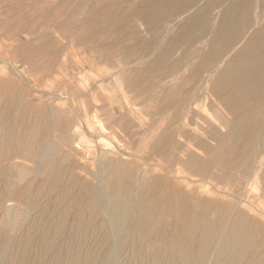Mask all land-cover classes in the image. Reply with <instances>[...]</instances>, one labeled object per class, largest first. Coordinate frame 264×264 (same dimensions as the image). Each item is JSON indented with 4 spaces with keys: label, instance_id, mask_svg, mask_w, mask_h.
<instances>
[{
    "label": "bare ground",
    "instance_id": "bare-ground-1",
    "mask_svg": "<svg viewBox=\"0 0 264 264\" xmlns=\"http://www.w3.org/2000/svg\"><path fill=\"white\" fill-rule=\"evenodd\" d=\"M143 1L148 9L143 14L142 5L143 15L168 16L173 18L171 22L178 20L168 49L195 34L202 40L200 48L204 49L208 43L207 53L188 76L182 77L178 87L174 76L168 81L171 90L154 93L103 87L85 95L87 90L78 86L67 90L66 96L75 104L70 108L73 117L68 116L70 112L63 103L48 107L44 126L32 135L21 134L16 119L4 113L0 100V185L5 189L2 192L7 193L4 196L21 205L36 207L41 199L56 193L59 178L63 177L69 186L64 189L65 194L53 196L62 209L55 223L44 228L42 221L36 219L39 244L35 260L33 255L30 257L33 262L27 256L28 242L16 241L18 246L14 250L18 248L20 260L25 259L26 253L29 264H43L47 254L59 247L61 235L69 231L70 242L66 248L63 245L67 264L108 261L110 254L99 261L82 253L81 246L99 235L102 239L93 251L105 248L113 240L122 250L140 242L142 247L134 258L141 264H264V13L259 10L260 0ZM179 13L185 15L180 21L176 17ZM165 26L167 29L168 25ZM29 49H23L26 55L31 53ZM127 64L121 63L123 68L117 71L118 76L128 70ZM153 67L154 64H149L145 71ZM183 69L181 73H187L188 68ZM116 75L113 80L114 76L118 80ZM92 77V73L83 75L81 83ZM161 91L164 93L160 97ZM154 94L164 105L156 106ZM210 95L215 103L207 108L205 103ZM138 99L143 100L144 116L149 121L156 116L164 123L163 117L169 116L168 125L158 127L159 133L153 134L157 128L152 126L141 134L146 120L140 116V105L134 103ZM55 133L70 148L73 157L78 158L71 165L72 155L50 141ZM202 154L207 158L201 160ZM152 162H159L161 173L155 174L149 168ZM30 163L32 171L28 168ZM46 168H56L58 175L54 171L45 172ZM91 169L95 178H99L98 174L106 175L107 187L100 192L79 176L80 184L77 182L76 175H80L77 172L90 173ZM101 182L104 183L101 180L96 184L100 187ZM76 187L79 188L75 196L73 192L74 198L65 199ZM70 209L71 215L67 216ZM9 210L5 208L6 219L10 218ZM22 212L16 215L13 212V229L22 223ZM4 226L0 225L2 231ZM57 256H52L49 264H58Z\"/></svg>",
    "mask_w": 264,
    "mask_h": 264
},
{
    "label": "rangeland",
    "instance_id": "rangeland-1",
    "mask_svg": "<svg viewBox=\"0 0 264 264\" xmlns=\"http://www.w3.org/2000/svg\"><path fill=\"white\" fill-rule=\"evenodd\" d=\"M144 2L145 1L143 0L142 1L141 0L139 1L138 0H1L0 1V63H1L0 64V97H1L0 100H2L1 106H2V110L5 111L4 113L8 116L12 115L13 118L16 119L18 124V126L17 124L16 126L18 130H20L21 134H25L29 132L32 135L34 130H38V128L43 127L45 114L47 113V111H49L48 109L51 106L57 105L58 103L65 104V109H68L70 112L68 113V116L70 115L69 117H73V114L71 113H73L74 111H72L71 109L72 106H74L75 104H73V102L71 103V101L66 96L68 93L67 90H71L72 88L75 89L78 86H81V90H87V92L89 90L88 93L86 91L84 92L86 93L85 95H89L91 91L101 90L103 87L109 90H118V88L121 89L124 88L125 90V87L128 90H138V91L152 90L153 93L156 90L157 91L171 90L172 86L169 85L168 81L171 80L172 76L178 79L175 87H178L181 84V81L183 80L182 77L188 76L190 71L193 70L200 62L201 56H203L204 53H207L208 43L206 46L207 48L206 47L204 49L200 48L202 47L201 46L202 40L197 34H195L194 36H190L184 42L173 44L168 49L167 48L169 42L168 40H170L172 35L175 33L176 27L174 29L173 27L178 23V20L171 22L173 20L172 17L166 16L160 18L158 15L156 16L143 15L146 14V12L148 13L147 11L148 9H146V7L144 6L145 5ZM263 2H264L263 0L262 1L260 0V4L262 5V7L260 5L259 8V10L261 9L260 13H264ZM142 5L144 6L145 9L142 8ZM139 6L141 7L139 8ZM141 8L144 10V13L143 10H141ZM156 11H158V9ZM192 12L193 11L191 10V13ZM182 15L183 13H179L178 15H176V17H180L179 21L185 18V15L184 16ZM156 21L158 23H156ZM165 25H168L167 29L170 28L169 31L166 29ZM38 33L40 36V37L37 36L39 40H37V37H35L36 35H38ZM46 37H48L47 38L48 40L47 39L44 40ZM207 38L210 39V36H208ZM54 40L56 42L53 43ZM11 44L12 45L14 44V46L15 44L17 45L14 48V46H12ZM187 46L188 47L190 46V48H188ZM53 47L58 49L56 50ZM17 48L19 51L17 50ZM24 48L25 50L26 48L27 49L30 48L32 50L31 53H28L26 55L27 52L23 50ZM29 50L27 51L29 52ZM22 51H24L25 55L22 54L23 53ZM39 51L41 52L37 54ZM22 56H25V58L23 59ZM53 57L55 58L53 59ZM26 58L27 60H25ZM24 61L27 62L24 63ZM10 63L14 65V68L10 65ZM121 63L122 64L128 63L126 66L128 70L123 74H122L123 71L120 72V74L122 75L118 76L119 72L117 71H120L123 68ZM139 63H144V64H142V66L141 65L138 66L137 64ZM149 64H154V67L151 68V70L153 71L148 69H147L148 71L147 70L145 71V69L149 66ZM184 67L188 68V71L187 73L185 72L183 74L181 72L184 70L183 69ZM4 68L5 70H3ZM7 68L10 69L7 70ZM16 71H19V73H17ZM160 72L162 73V75L160 74ZM89 73H92L93 77L81 83L83 75L85 76L88 75ZM18 74H20L21 76L19 75L20 76L19 77ZM114 74L115 75L117 74L116 76H118V80L120 81L116 80L117 77L115 76H114L115 81L113 80ZM216 79H217V75L212 80L211 84H214ZM115 85H117V87ZM164 91H161L160 97L163 95ZM17 93L18 95H20L21 93V95L17 97L18 96ZM154 97H155L154 103L156 104L157 107L158 104L164 105V103H161V100H159L160 99L159 96L154 94ZM210 99L207 100L205 103L207 108L212 107V105H214L215 103L214 98L211 95H210ZM134 103L136 105H140L139 108L142 111L140 112L141 113L140 116L142 117V120H146L144 127L142 126L143 129L141 128L140 130L142 135L145 132L144 130H146L148 127L154 126L155 129L157 128V130L153 132V134H156L159 133L160 131L158 127H161L163 125V128H165L168 125L170 119L169 116L166 115L163 117L166 120V121L164 120V123L166 122L165 125L164 123H162L163 119L160 120V118L156 116L150 118L152 120L149 121L144 116L146 109L144 107L145 105L142 104L143 100L138 99V101H135ZM44 107L47 108V110ZM10 108H13L12 111ZM116 108L119 109L118 107ZM32 117L34 118L33 120ZM232 120H233L232 117L229 116L228 121L231 122ZM56 133L53 136L51 135L52 137L51 139L49 137V139L50 141H53L56 144H58V147L61 148L62 151L64 150L63 152H66L68 154L70 153L69 155H72L70 160L71 161L70 165H71L72 160L74 161V159H78V158L76 156H75L76 158L73 157L74 154H72L70 148L66 146L65 143L61 142L60 138L57 139L59 135L57 134L58 135L57 136ZM138 138L135 140H138ZM205 140L208 141L206 138ZM211 145H215V143L213 144L212 142ZM115 151L119 152L120 154L125 153L123 152V150L122 152L118 149H116ZM200 157L201 160L207 158L205 154L200 155ZM81 161L83 162V160ZM137 164L140 166V161ZM158 164L159 162L149 163L150 165L149 168L155 170L156 171L155 174L161 173L162 171L161 167H159ZM28 168L29 170L32 171L34 168L33 164L31 163L28 164ZM50 171L52 172L54 171L55 173H57V171L59 172V170H57L56 168L45 169V172H50ZM89 172L90 173H86L84 171L77 172V174H80V175H76L77 182L78 181L80 182V180H82L83 182L85 181V183L91 184L95 189L97 186V188L99 189L96 190L99 192L107 187L105 174H102V177L101 174L100 175L98 174L99 178L98 177L95 178L94 170L92 171L91 169V171ZM56 175H58V173ZM103 175L105 176L103 177ZM78 176L80 180H78L79 179ZM100 179L103 180L104 183L102 184L101 182L102 186L100 185L99 187V185L97 184H100L101 181ZM59 180L60 181L57 186L58 191L56 190V193L54 192L53 194H51L53 196L55 194L60 195V193L62 195L65 194L64 191H66L67 187H69L66 181L65 182L63 181L64 180L63 177L59 178ZM79 182L78 184H80ZM175 182L176 181L174 180V183ZM60 185L63 189L60 187ZM3 187L4 186L0 185V225L3 223L5 225L3 231L2 229H0L1 230L0 252L2 253V254L0 253V262H2L1 264H14L17 262L18 264H22V263L29 264L28 263L29 259L31 260L33 256H34L33 259L35 260L36 253L38 250V248L36 247H38L37 245L39 244L38 242L39 235L38 232H36V226H35L36 221L37 220L42 221L40 224L42 226L44 225L45 226L44 228H49V226L53 225L55 223V220H57L59 216V212L62 211V209H59L61 208V206L55 204L54 200L56 197L49 196V198L46 197L43 198V200L41 199L38 206L27 207L23 204L21 205V203H18L16 201L14 202L9 198L7 199V197L4 196L7 195V193L6 192L5 194L3 193L5 191ZM2 188L4 189L3 192H2ZM78 188L79 187L74 188L71 191V194L65 199L70 198V196L71 198H74L76 191H78L77 190ZM171 191L175 192L173 188ZM247 194L250 193L247 192ZM2 197L4 199H2ZM251 197H252V193H251ZM253 200L254 199H252V201ZM2 202H6V203L2 204ZM191 203L195 205L193 201ZM3 206H5V208L6 207L10 208L9 219L5 218L6 217L5 208H3ZM254 206H256V204H254ZM18 211L21 212L23 211L22 216L25 219V221L23 219L22 223L16 229H13L12 221L13 218L15 217L13 215L14 214L16 215ZM13 212L15 213L13 214ZM38 212L40 213L41 217L40 215H38L39 214ZM71 212H72L71 209L66 211L67 216L71 215ZM51 215H54V217ZM31 216L34 218L32 219ZM27 218L28 220H26ZM69 219H71V217H69ZM29 220L31 221L28 222ZM169 224L171 223L169 222ZM23 235L25 236L24 237L25 239L23 238ZM69 236H70L69 231L68 232L66 231L64 232V234L61 235L59 239V247L55 248L56 251L58 250L59 251L52 253L55 250H51V252L47 254V257L45 258L46 260H44L45 264H47V262L49 264L51 257L52 256L55 257L56 255H58L56 257L58 259V264H67L65 258L66 254H64L65 251H63V245L64 248H66L65 246H67V244L70 242ZM100 238L102 239V235H99L98 237H93V239L91 240V242L88 243V245L86 244L81 246V250L83 249L82 253L84 252L85 254L88 253L87 256H92L99 261L102 260L108 254H110L111 259L109 258L108 261H105L104 263L99 262L97 264H139L140 263L138 260L136 261V259L134 258L135 257L134 255H136L137 251L140 249V246L142 247V244L140 242L135 241L128 248L125 247L122 250L119 249L118 246H115L116 243L112 239L113 237L111 233V239L113 241H110L108 245L105 246V248L96 249L95 250L96 253H95L93 249L97 241L99 242L101 240ZM16 241H18L17 242L18 244H24L25 242H28V248L26 250H27V256L29 255L28 256L29 259H27L25 253L24 254L25 259L24 258L22 259L24 261L20 260V258L18 257L19 256L18 248L16 249L17 251L14 250V248H16L15 245L17 244ZM34 241H36L35 245H34ZM73 242L75 245L77 239H75ZM136 242H138L139 244ZM7 246H9V248H7ZM130 247L132 249H130ZM3 251L6 252L7 255H4ZM61 252L64 254V256H62L63 254H61ZM12 255H14L15 258ZM31 255L33 256L31 257ZM7 256L9 257V259ZM17 258L19 259V261ZM33 259L31 260V262L34 261Z\"/></svg>",
    "mask_w": 264,
    "mask_h": 264
}]
</instances>
